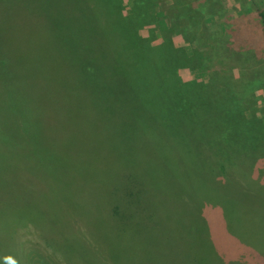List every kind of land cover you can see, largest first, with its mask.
<instances>
[{"label":"rangeland","instance_id":"1","mask_svg":"<svg viewBox=\"0 0 264 264\" xmlns=\"http://www.w3.org/2000/svg\"><path fill=\"white\" fill-rule=\"evenodd\" d=\"M118 1L188 114H112L116 71L97 111L69 60L119 51L117 0H0V264H264V0Z\"/></svg>","mask_w":264,"mask_h":264},{"label":"trees","instance_id":"2","mask_svg":"<svg viewBox=\"0 0 264 264\" xmlns=\"http://www.w3.org/2000/svg\"><path fill=\"white\" fill-rule=\"evenodd\" d=\"M149 1L152 5V0ZM169 2L170 1L167 0V7L172 5V3ZM154 3L155 2H153V5ZM118 4L119 1L117 0L115 4L117 8V21L119 24L117 33L122 38L119 51L113 55L111 60H104L102 59L103 57L99 56L93 59L91 57V59L69 60V63L72 62L77 65V69L85 75L81 77L80 81L86 86V90L90 92L91 99L95 105L100 106L97 107V111H99L100 114L103 112L102 108L106 106L105 83L108 79H110L112 83V76H107V72L116 71L112 72V74L114 75L113 81L116 78L118 85L113 88V90L114 92L117 91L115 95L119 97V99L115 101V108L113 109L116 110L113 111L112 114H115L117 110L121 114H125L121 112L124 109L130 114H125V118L136 116V114L139 113L142 114L143 109L146 110L147 117H152L156 113L154 115L155 119L154 125L152 123V127L155 129V132L159 134V127L156 123L159 121L162 122L163 125L161 126L164 128V131H166L165 114H168L171 118L168 121H178L179 124H182V117L188 114L189 111L188 108L190 105H188V99L186 101H180L178 99L176 102L172 100V93H177L178 95L176 97L179 98L182 97L180 92L184 91L182 83L171 75V71L177 66V64L174 63L175 56L173 51L168 48L169 46L165 41L157 46L148 48L147 45H145V41L142 40L140 36L135 35L133 31V29L139 27L144 21L135 24L133 22L135 18L132 15L134 8H131L130 13L123 14L119 11ZM131 4H133V6H138V0H131ZM257 14L260 17L264 35V10H258ZM134 26L135 28H133ZM148 46L151 45L148 44ZM137 52H140L141 57L133 55V53ZM147 59L148 61H146ZM196 68L199 69V72L202 71L199 66H196ZM81 69L88 71H81ZM124 78L128 79V94H125L123 91V86L125 84H123ZM77 81L79 80L77 79L75 82ZM196 107L197 106H195V108ZM120 129L122 128L120 127L118 131H120ZM249 147H253L251 142ZM212 181L219 183L216 179H212ZM132 236L137 237L138 233L132 234ZM131 241H134V239L131 238ZM136 241L142 248L143 244L140 243L139 240ZM146 252L147 249L144 250V253ZM173 256L174 258L170 259L175 261V264H198L194 257L193 260H189L188 257L186 259L184 253H175Z\"/></svg>","mask_w":264,"mask_h":264}]
</instances>
